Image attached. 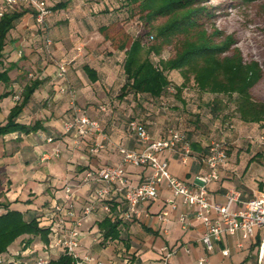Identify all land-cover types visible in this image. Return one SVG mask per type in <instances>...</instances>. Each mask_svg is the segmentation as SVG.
Wrapping results in <instances>:
<instances>
[{"label":"crops","instance_id":"1","mask_svg":"<svg viewBox=\"0 0 264 264\" xmlns=\"http://www.w3.org/2000/svg\"><path fill=\"white\" fill-rule=\"evenodd\" d=\"M60 1L53 0V6ZM62 1L69 2L67 9L71 3L75 5L79 0ZM104 8L107 9L106 6ZM28 13L31 15L30 12ZM87 36L88 34H86V39ZM7 48L8 44L5 46L4 53ZM8 60L10 62L5 63L7 64L5 68H10L12 65L13 67L9 71L12 82L6 90H11L12 94L1 101L0 120L3 123L6 122L11 108L16 104L14 100V96L17 95L16 85L22 81H25V85L30 82L26 73L18 67L15 53H12ZM74 61L76 62L69 61L70 64L73 63V69L68 64L66 77L68 82L75 85V87L72 85L74 96L60 92L58 85L55 87L57 92L54 93L52 101L53 109L50 114L47 111L45 114L42 109L45 103L43 104L42 101L47 98L50 100L53 93L48 91L45 85L47 76H41L40 73L38 78L43 80V83L34 92L19 117V121L25 124L32 125L39 122L40 129L29 134L15 132L0 137V203L9 205L10 209L25 213L28 218L34 215L40 216L46 206L52 204L54 198L61 196V189L66 180L77 177L84 169L92 166L121 162V155L112 147L95 156L90 155L85 148H77L73 145L71 137L63 131V121L71 114L72 99L88 115L102 122L115 143L128 148L138 146L135 138L127 130V122L130 119H138L144 123L154 138L164 136L170 127L185 131L191 142L193 156L183 158L178 153L165 152L162 158L168 161L170 172L173 175L196 185L198 183L196 176L207 171L201 158L207 153L210 141L217 138L213 136L212 126L203 121L189 122L190 112L193 110L189 111L184 100L177 101L175 104L168 103L170 98H167L166 94L156 98L147 94L128 93L124 96L119 94L115 99L111 95L113 87H109L104 82L106 76L104 71L109 75L111 73L108 71V65L105 67V64L100 63L93 55H89L86 60L80 58ZM85 66H90L96 71L97 81L90 79L85 72ZM32 75L30 72L28 77ZM68 75L71 76L69 79ZM3 91L4 87L1 86L0 92ZM103 103L107 105L106 112L100 109ZM194 112H200V110L196 108ZM198 118V114H195V119L198 120ZM214 118L218 119L219 116H214ZM48 137L54 138L53 143L47 141ZM238 140L235 138L232 143ZM56 145L61 149V155L58 158L42 160V155L51 152ZM194 156H197L198 160ZM230 159L229 155V162L220 171V179L210 186L211 200L224 202L227 192L233 188L237 189L235 170L232 169ZM127 170L129 181L133 185L143 182L145 177L152 172L148 166H128ZM239 191L242 193L243 200L253 197H248V192L244 189ZM30 194L33 195L30 196ZM88 196L89 191L86 188L78 193V208L87 201ZM170 196L167 187L162 185L160 197L150 203L140 204L139 214L130 219L123 218L122 212L125 204L121 198L117 197L114 203H117V218L123 222L122 238L102 243V233L98 223L105 216L114 217L115 213L105 215L97 211L88 216L83 223L82 253L90 254L104 264H160L163 248L166 247L176 250L171 258V264H200L199 261L203 257L207 258L203 264H264V244L262 245L264 227L257 228L251 239L242 240L239 235H225L217 242L214 250L208 252L200 241V237L206 231V226L195 217L194 208L182 204L181 198H177L179 208L171 213L169 220L160 219L159 213L165 205V200ZM5 211L2 205L0 214ZM182 211H185L188 216L187 228H183L178 220V215ZM28 237V235L19 237L3 255L10 260L21 259L30 264L33 256L37 254V251L40 253L46 243L36 238L26 249H23ZM239 242L242 246L238 245ZM226 249L230 251L229 255L223 254ZM53 255L57 257L60 252L54 250Z\"/></svg>","mask_w":264,"mask_h":264},{"label":"built area","instance_id":"2","mask_svg":"<svg viewBox=\"0 0 264 264\" xmlns=\"http://www.w3.org/2000/svg\"><path fill=\"white\" fill-rule=\"evenodd\" d=\"M21 6L27 8L38 23L44 22L52 7L49 0H0V18L6 11ZM47 43L50 45L52 42L48 40ZM67 73V62L59 63L55 75L61 80L59 90L74 96L73 87L66 78ZM14 100L19 101L20 95H15ZM70 109V117L63 121V131L71 137L75 147H83L90 155L95 156L112 147L118 151L122 159L120 163L86 168L77 177L65 181L61 196L54 198L52 204L46 206L40 215L49 226V242L43 246L40 253L37 251L30 264H49L54 257V250L71 256L74 264H104L94 256L83 254L81 251V230L86 218L97 211L112 215L111 201L119 197L125 204L123 218L130 219L139 214L140 204L150 203L160 197L162 185L167 187L171 196L165 200V205L159 213L160 219L168 221L171 213L179 208L177 198H181L182 204L194 208L195 217L205 224L206 231L200 237V241L208 252H212L217 242L225 235H239L242 240L251 239L257 228L264 227L263 192L243 200L241 191L233 188L227 192L224 202L214 201L209 197L210 186L220 179V171L229 159V144L225 138H214L210 141L207 153L201 158L207 171L198 174L196 176L198 183L192 185L173 175L168 161L162 158L165 152H175L183 158L193 156L191 142L185 131L170 127L164 136L154 138L144 123L138 119H130L127 122V130L135 138L138 146L128 148L115 143L102 122L88 115L74 99L71 101ZM100 109L106 112L107 105L102 104ZM262 139L264 140V137ZM47 141L53 143L54 138L48 137ZM60 155L61 149L56 145L51 152L42 155V160L58 158ZM194 157L198 160L197 156ZM128 166H148L152 172L143 182L133 185L128 178ZM84 188L89 191V196L78 208V193ZM178 220L183 228H187L189 221L185 211L179 213ZM238 245L242 246L241 242ZM175 251L163 248L160 264H171ZM229 253L228 249L223 251L224 255ZM206 261L207 258L203 257L199 262L203 264ZM0 264L29 262L21 259L10 260L0 254Z\"/></svg>","mask_w":264,"mask_h":264},{"label":"rangeland","instance_id":"3","mask_svg":"<svg viewBox=\"0 0 264 264\" xmlns=\"http://www.w3.org/2000/svg\"><path fill=\"white\" fill-rule=\"evenodd\" d=\"M51 4L53 6V0H50ZM201 5L208 6L211 16L201 20L199 29L206 30L208 34L219 30L220 34L214 37L216 42L231 37L233 44L226 56H232L237 48L245 63L256 62L260 65L262 76L251 92L255 100L264 101V0H204ZM167 20L168 17H160L152 22L149 30H145L155 34L156 28ZM143 22L137 8L132 9V6L120 0H79L75 5L71 3L67 9L54 10L51 7V13L42 23H38L27 13L9 34L4 64L9 63L8 59L15 53L18 67L26 73L29 81L40 77V73L41 76H47L45 85L53 94L50 100L47 98L42 101L45 103L42 108L44 113L47 111L50 114L52 111L54 93L57 92L55 87L61 83L60 79L54 77L59 63L70 64V60L74 63V60L80 58L86 60L89 55L104 63L105 67L108 65L111 76L104 71V82L113 87L111 95L117 99L120 88L126 81L123 68L125 50L120 46L124 44L128 47L131 44L142 29ZM191 38V35L186 34L174 36L169 44L164 45L161 55H152L153 60L157 61L159 56L165 59L174 57ZM48 40L52 42L50 45ZM30 72L33 75L28 77ZM168 76L171 85L166 95L171 101L167 102L175 104L184 100L189 111L193 110L190 112L189 122L203 121L212 126L213 136L224 137L228 141L236 188L246 190L248 197L264 193V123L242 122L236 114V105L231 97L222 94L217 96L224 101L223 109L219 118H214L210 106L215 94L202 91L193 75L189 82H185L179 70L171 71ZM70 77L68 75V79ZM24 85L25 81L16 85L17 95L21 96ZM71 85L75 87L74 84ZM178 88H182L181 94H177ZM107 101L109 103L108 99ZM196 108L200 112H194ZM195 114H198V120L195 119ZM235 138L239 140L232 143ZM256 154L259 156L251 161Z\"/></svg>","mask_w":264,"mask_h":264},{"label":"trees","instance_id":"4","mask_svg":"<svg viewBox=\"0 0 264 264\" xmlns=\"http://www.w3.org/2000/svg\"><path fill=\"white\" fill-rule=\"evenodd\" d=\"M121 1L141 12L144 25L128 47L124 44L120 46L122 50H125L123 68L126 75L120 96L133 93L134 95L147 94L159 98L168 92L171 85L169 73L179 70L182 72L185 82H189L193 75L196 84L202 91L216 95L211 101L212 106H210L213 115L219 116L222 112L224 101L217 96L222 94L231 97L236 105V114L242 122L264 123V101L255 100L251 92L253 86L262 76L261 67L256 62L245 63L237 48L232 56H226L225 54L233 44L231 37L216 42L214 37L220 34L219 30L216 29L213 33L208 34L206 30L199 29L201 20L211 16L208 6L201 5L204 0ZM68 3L61 0L52 9H64ZM28 12L27 8L21 6L6 11L0 18V88L2 85L4 87V91L0 92V113L2 99L12 94L11 90H6L12 82L9 71L13 65L10 68L4 67L5 46L11 30ZM160 17H168V20L156 28L155 34L145 30ZM178 34L191 35L192 38L183 44L174 57L165 59L159 56L157 61L153 60L152 55H161L164 45L169 44ZM155 40L158 43H153ZM84 69L92 81L98 80L97 73L93 68L85 66ZM42 83L43 80L36 77L24 86L20 100L16 101V104L11 108L6 122L3 123L0 120V137L15 132L29 134L40 129L39 122L32 125L25 124L19 121V117ZM181 92L182 88H178L177 94H181ZM258 156L259 154L254 155L251 161ZM111 204L115 216H105L98 223L103 244L122 238L123 222L117 218V203H114L113 200ZM2 205L6 211L0 214V254L7 252L9 246L23 235L29 236L25 240L23 249H26L36 238L46 244L49 242V226L40 216L34 215L28 218L25 213L10 209L9 205L0 203V207ZM49 264H74V260L67 254H60L53 257Z\"/></svg>","mask_w":264,"mask_h":264}]
</instances>
